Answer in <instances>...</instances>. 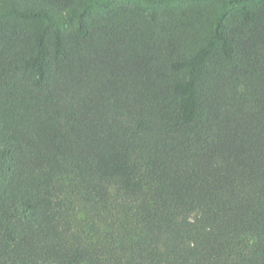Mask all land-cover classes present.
<instances>
[{"label":"trees","instance_id":"obj_1","mask_svg":"<svg viewBox=\"0 0 264 264\" xmlns=\"http://www.w3.org/2000/svg\"><path fill=\"white\" fill-rule=\"evenodd\" d=\"M0 264H264V0H0Z\"/></svg>","mask_w":264,"mask_h":264}]
</instances>
